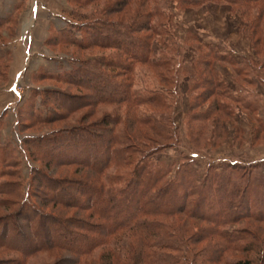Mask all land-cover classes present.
I'll return each mask as SVG.
<instances>
[{
    "label": "trees",
    "instance_id": "1",
    "mask_svg": "<svg viewBox=\"0 0 264 264\" xmlns=\"http://www.w3.org/2000/svg\"><path fill=\"white\" fill-rule=\"evenodd\" d=\"M71 1L78 6L88 2ZM167 1H122V9L131 8L132 2L138 5L131 22L107 21L111 20L112 12L119 13L122 9L105 11L104 17L73 10L77 22L51 30L47 40L50 44L80 49L98 47L111 49L112 53L104 62L89 60L60 73L43 69L35 73L33 81L51 79L86 93L75 95L32 88L19 108L18 123L23 127L52 122L85 105L116 106L126 111L107 116L95 125L27 139L25 143L35 160L50 167L74 165L88 169L97 176L96 182L55 178L35 167L25 190L21 179H7L22 177V162L16 150L10 143L0 144V207L13 210L0 215V250L15 255L11 259H0V264H36L41 253L57 251L70 255L64 256L58 264H88V256L101 249L106 255L100 264H187L192 263V249L178 237L177 228L170 220L183 215L212 224L205 229L203 238L242 218L264 221V192H260L264 189V176L253 175L247 166L236 162L210 163L200 175L189 157H185L188 161L175 165L154 158L168 145L155 142L153 134L166 140H170L171 135L165 122L167 113L149 111L147 107L167 109L171 106L170 98L160 89L136 94L132 90V79L138 65L159 69L167 82L172 79L168 73L177 70L174 55H180L179 44L163 23L170 14ZM174 1L181 7L221 1L255 13L253 29L260 36L257 39L262 40L261 51L264 52V32L260 31L264 29V0ZM18 17L16 13L0 19V32L9 30L12 35ZM160 39L166 40V49L155 60L154 42ZM6 43L8 41L0 42V46ZM216 59L220 58L211 52L200 54L199 63L211 78L196 71L195 86L204 88L196 97L198 101L207 98V93L220 94L217 88L222 86V81L215 71ZM10 63L9 56L0 55V75L5 79ZM235 69L239 73L243 71L240 67ZM39 96L46 106V116L37 107ZM216 108L227 110L226 104H219L218 100ZM50 205L89 212L90 217L63 219L45 211ZM219 234L228 247L239 248L235 250L254 248L255 240L243 234L224 231ZM215 253L221 252L216 250ZM217 258L209 256L211 261ZM235 264L253 263L246 258Z\"/></svg>",
    "mask_w": 264,
    "mask_h": 264
},
{
    "label": "rangeland",
    "instance_id": "2",
    "mask_svg": "<svg viewBox=\"0 0 264 264\" xmlns=\"http://www.w3.org/2000/svg\"><path fill=\"white\" fill-rule=\"evenodd\" d=\"M122 1L124 0H88L86 5L78 6L71 0L65 2L50 0V5L47 6L50 7V10L52 8L56 11L61 10V13L67 17L66 27H68V22H77L78 19L72 14L73 10L95 15L98 13L104 17L105 11L122 9ZM166 3L170 14L163 23H165L169 35L174 37L179 44L180 55H174L177 70L168 73L172 75V79L167 82L163 78V72L159 69L138 65L132 79V90L136 94L140 95L148 90L160 89L170 98L171 106L167 109L147 107L149 111L167 113L165 122L169 125L171 135L170 140H166L153 134L155 142H164L168 145L167 148L155 154L154 158L163 160L168 165L189 160L200 175L206 171L210 163L236 162L250 168L253 175L264 176V52L261 51L262 40L257 39L259 34H256L253 29L254 21H256L253 17L255 13H247L221 1L192 7H181L174 0H168ZM130 6L131 8H124L119 13L112 12L111 20L107 21L129 20L131 22V19L134 18V10L138 8V5L132 2ZM260 31L264 32V29L261 28ZM9 36V30L0 32V42L8 41ZM45 45L50 54L55 57L52 62L55 71L50 73H60L65 68L81 66L82 63L89 60L99 61L101 59L105 61L106 56L112 53L111 49L98 47L80 49L72 45L48 42ZM154 48L156 51L155 60H157L160 53L166 49V40H155ZM210 52L220 58L216 59L214 65L218 80L222 81V86L217 88L219 95L207 93V98L198 101L196 97L204 88L195 86V74L196 71H200L203 75L211 78L208 70L199 63L200 54L209 55ZM59 61L62 63L60 64ZM236 67L243 68V71L239 73L235 69ZM7 82L8 78L1 77L0 88L5 87ZM31 87L38 90H61L75 95L86 93L76 87H70L51 79L38 81L32 79L29 88L18 86L19 89L25 91L20 92L23 99L30 96ZM217 100L219 104L225 103L228 111L218 110L216 108ZM11 106L6 111L2 110L3 105L0 106L2 117H6L15 104ZM37 107L40 108L44 116L48 114L46 106L41 103L40 96L37 98ZM125 111L124 108L118 109L116 106L85 105L74 109L68 115H63L61 119L25 124L23 127L20 123L15 125V122H19V115L16 117L15 114L13 116L15 126L13 119L10 122L5 121V124L2 123L0 144L10 143L16 150V154L22 162L20 165L22 177L13 176L7 179L11 181L21 179L25 190H27L34 174L32 169L37 167L51 173L55 178L96 182L97 176L88 169H80L74 165L50 167V165L46 166L35 160L33 156H30L28 144L25 143H28L27 139L49 137L61 131L95 125L101 123L107 116L110 117L116 113L124 114ZM7 123H11V127L4 132L3 128L8 127ZM122 126L126 125L122 124ZM141 128L149 131L146 127ZM185 157H189V159L186 160ZM261 191L263 193L264 189L262 188ZM260 192L258 191L257 194ZM10 211L13 210L0 207V215ZM45 211L49 214L52 212L63 219L73 217L88 219L90 217L89 212L62 206L52 207L50 205L46 207ZM170 221L176 226L178 237L184 239L185 245L192 249V263L187 264H235L246 258L251 259L253 264H264V221L242 218L218 228L216 233L207 234L205 238L202 237V234L206 228L212 226L210 223L190 219L183 215ZM220 231L243 234L247 239H254V248L241 251L235 250L239 248L233 246L228 247L226 241L220 236ZM216 250L221 253H215ZM104 252L105 250L101 249L88 256V264H100L106 255ZM211 255L218 258L211 261L209 260ZM64 256L70 255L58 251L41 253L35 261L36 264H58V261ZM13 257H15L13 253L0 250V259Z\"/></svg>",
    "mask_w": 264,
    "mask_h": 264
},
{
    "label": "crops",
    "instance_id": "3",
    "mask_svg": "<svg viewBox=\"0 0 264 264\" xmlns=\"http://www.w3.org/2000/svg\"><path fill=\"white\" fill-rule=\"evenodd\" d=\"M47 5H50V0H0V19L19 13L15 32L9 36L6 45L0 46V55L11 58L7 85L0 88V106L3 105L2 110L6 111L15 104L6 117L0 114V127L5 121H12L15 114L17 117L18 109L25 101L18 91V86L29 88L34 74L42 69L48 72L55 71L52 63L55 57L50 54L45 44L52 29L67 26V17L61 10L56 11L54 8L50 10ZM14 121L15 119L13 125ZM7 124L8 127L3 128L4 132L11 127V123Z\"/></svg>",
    "mask_w": 264,
    "mask_h": 264
},
{
    "label": "built area",
    "instance_id": "4",
    "mask_svg": "<svg viewBox=\"0 0 264 264\" xmlns=\"http://www.w3.org/2000/svg\"><path fill=\"white\" fill-rule=\"evenodd\" d=\"M21 88H22V87H21ZM18 91H20V92H21V91H22V92H25L23 89H19Z\"/></svg>",
    "mask_w": 264,
    "mask_h": 264
}]
</instances>
